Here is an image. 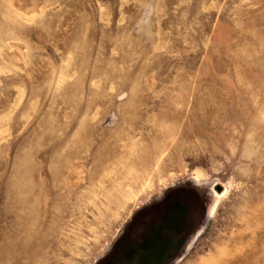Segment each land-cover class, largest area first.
<instances>
[{"label": "rangeland", "instance_id": "1", "mask_svg": "<svg viewBox=\"0 0 264 264\" xmlns=\"http://www.w3.org/2000/svg\"><path fill=\"white\" fill-rule=\"evenodd\" d=\"M0 264H264V0H0Z\"/></svg>", "mask_w": 264, "mask_h": 264}, {"label": "bare ground", "instance_id": "2", "mask_svg": "<svg viewBox=\"0 0 264 264\" xmlns=\"http://www.w3.org/2000/svg\"><path fill=\"white\" fill-rule=\"evenodd\" d=\"M216 203H214L213 205H212V207L210 208V210H209V213H208V221H209V219H211V217L213 216V214H214V212H215V210H216Z\"/></svg>", "mask_w": 264, "mask_h": 264}]
</instances>
